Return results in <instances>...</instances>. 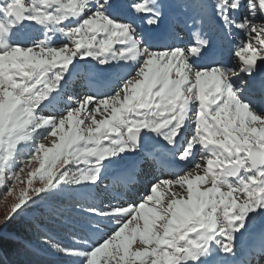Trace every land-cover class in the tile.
Wrapping results in <instances>:
<instances>
[{
  "label": "snow or ice",
  "instance_id": "snow-or-ice-1",
  "mask_svg": "<svg viewBox=\"0 0 264 264\" xmlns=\"http://www.w3.org/2000/svg\"><path fill=\"white\" fill-rule=\"evenodd\" d=\"M0 194V264H264V0H0Z\"/></svg>",
  "mask_w": 264,
  "mask_h": 264
},
{
  "label": "trees",
  "instance_id": "trees-1",
  "mask_svg": "<svg viewBox=\"0 0 264 264\" xmlns=\"http://www.w3.org/2000/svg\"><path fill=\"white\" fill-rule=\"evenodd\" d=\"M40 225L37 221L33 220L31 217H24L15 220L12 222L6 232L9 233L13 238L4 241L5 247L9 249H14L18 243L21 242H31L34 246L40 247L43 252V256L47 261H53L55 264H62L60 257L56 256L55 254L51 253V250L44 248V246L40 245L39 243H33L35 236L42 235L41 231L39 230ZM57 228H52L53 235L58 239V241L62 242L65 233H56ZM33 234L35 236H33ZM58 235V236H56ZM67 237V235H65Z\"/></svg>",
  "mask_w": 264,
  "mask_h": 264
},
{
  "label": "rangeland",
  "instance_id": "rangeland-1",
  "mask_svg": "<svg viewBox=\"0 0 264 264\" xmlns=\"http://www.w3.org/2000/svg\"><path fill=\"white\" fill-rule=\"evenodd\" d=\"M0 195H2V194H0ZM30 217V216H29ZM58 229V228H57ZM259 230V229H258ZM53 233V232H52ZM56 233H65V235H67V237L64 235L63 237H60L61 239H63L62 240V242L61 243H65V242H67V240H68V233L66 232V231H64V230H61V229H58V230H56ZM54 234V233H53ZM33 236H35L34 234H33ZM56 236H58V235H56ZM41 238H42V235L40 236V235H37V236H35V239H34V241H33V243H39L41 246H42V244H41ZM58 238V237H57ZM60 242V241H59ZM52 253V252H51ZM54 254V253H53Z\"/></svg>",
  "mask_w": 264,
  "mask_h": 264
}]
</instances>
